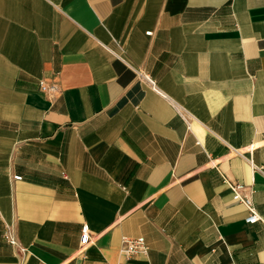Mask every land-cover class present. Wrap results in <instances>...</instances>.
<instances>
[{
  "label": "crops",
  "instance_id": "crops-1",
  "mask_svg": "<svg viewBox=\"0 0 264 264\" xmlns=\"http://www.w3.org/2000/svg\"><path fill=\"white\" fill-rule=\"evenodd\" d=\"M0 264H264V0H0Z\"/></svg>",
  "mask_w": 264,
  "mask_h": 264
},
{
  "label": "built area",
  "instance_id": "built-area-1",
  "mask_svg": "<svg viewBox=\"0 0 264 264\" xmlns=\"http://www.w3.org/2000/svg\"><path fill=\"white\" fill-rule=\"evenodd\" d=\"M146 34H150V32H146ZM146 81L149 83L151 88L153 90L157 91L155 81L148 78L147 76H144ZM39 89L44 93H50L53 94L56 92V86L54 85H48L44 82H39ZM253 169H258L251 165ZM15 180H19L20 176H14ZM223 181L228 185L230 190L232 191V198L234 201L241 203L248 211V215L245 217L246 223H254L256 221H263V218L256 212L253 201H252V190H249L248 192L242 193V190L244 189V186L237 183V182H230L229 180L223 178ZM4 237L7 240V242L17 250L18 253L24 254L26 252V249L23 247H20L11 228L6 227L4 232ZM89 234H88V227L86 225H83L81 228V234H80V248L83 249L88 243H89ZM147 245L145 243V240L143 237H122L121 238V244L119 248V252L121 255H124L126 258H129L130 256L134 254H146L147 253Z\"/></svg>",
  "mask_w": 264,
  "mask_h": 264
}]
</instances>
